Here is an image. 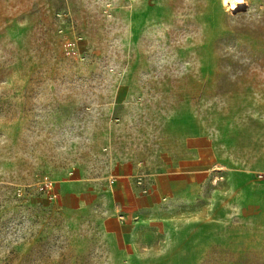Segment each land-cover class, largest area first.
<instances>
[{"label":"rangeland","instance_id":"obj_1","mask_svg":"<svg viewBox=\"0 0 264 264\" xmlns=\"http://www.w3.org/2000/svg\"><path fill=\"white\" fill-rule=\"evenodd\" d=\"M245 1L0 0V264H264V0ZM121 174L148 196L132 218Z\"/></svg>","mask_w":264,"mask_h":264},{"label":"crops","instance_id":"obj_2","mask_svg":"<svg viewBox=\"0 0 264 264\" xmlns=\"http://www.w3.org/2000/svg\"><path fill=\"white\" fill-rule=\"evenodd\" d=\"M186 166V165H185ZM126 172V171H125ZM196 166L195 164L192 167L189 168H183L179 166H172L170 167L166 173L159 176L157 179V183L155 184V191L161 192L166 195H170L177 189L179 186V181L182 179V175L185 173H195ZM127 176L124 174H121L116 178V185H117V193L120 195V199H118L117 203L119 205V209L121 212H123L125 215V219L129 217H134L139 211H141L144 208V205L148 201V196H143L140 193H138V190L136 187L131 183L128 184L126 180ZM260 181L258 185L261 188V193L264 191V176L262 179H258ZM153 192L152 194H154ZM262 199H259V212H264V208L261 205ZM250 208V207H249Z\"/></svg>","mask_w":264,"mask_h":264},{"label":"bare ground","instance_id":"obj_3","mask_svg":"<svg viewBox=\"0 0 264 264\" xmlns=\"http://www.w3.org/2000/svg\"><path fill=\"white\" fill-rule=\"evenodd\" d=\"M223 4L226 5L230 10L237 11L246 8L247 3L245 0H222Z\"/></svg>","mask_w":264,"mask_h":264},{"label":"built area","instance_id":"obj_4","mask_svg":"<svg viewBox=\"0 0 264 264\" xmlns=\"http://www.w3.org/2000/svg\"><path fill=\"white\" fill-rule=\"evenodd\" d=\"M138 185L142 188L143 193H148V188L146 187V182H144V178L143 177H139L138 180ZM45 186L47 187V189H52L53 183L51 181L48 180V178H46L45 180ZM54 193H50V198L53 199Z\"/></svg>","mask_w":264,"mask_h":264}]
</instances>
